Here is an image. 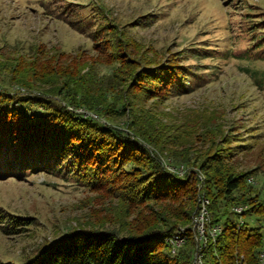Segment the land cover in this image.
I'll return each instance as SVG.
<instances>
[{
    "label": "rangeland",
    "instance_id": "374dc122",
    "mask_svg": "<svg viewBox=\"0 0 264 264\" xmlns=\"http://www.w3.org/2000/svg\"><path fill=\"white\" fill-rule=\"evenodd\" d=\"M91 138L135 161L99 172ZM225 222L260 230L264 264V0H0V264L128 229L204 264Z\"/></svg>",
    "mask_w": 264,
    "mask_h": 264
},
{
    "label": "trees",
    "instance_id": "16d2710c",
    "mask_svg": "<svg viewBox=\"0 0 264 264\" xmlns=\"http://www.w3.org/2000/svg\"><path fill=\"white\" fill-rule=\"evenodd\" d=\"M166 73L168 74L167 71ZM159 83L163 85V89H166L171 82L159 78ZM110 140L113 139L99 138L98 143L91 138L89 144L86 143L81 147L88 155L83 162L88 163L94 159L92 157L99 158V172L103 169L102 166H105L107 172L116 174L120 169L117 166L135 161V154L138 152L135 145L127 141L121 143ZM75 144L74 142L66 144L67 149L73 148ZM104 174L102 172V175ZM138 184L135 183V187ZM175 184L172 180L166 179L165 182L157 184L154 193L165 199L171 197V194L182 193L186 189L185 183L176 184L177 186ZM239 185L238 178L228 177L227 193L236 190ZM128 186H131L130 191L134 192V187ZM132 231L134 230L128 229V234L122 238L109 232L74 231L48 246L37 262L38 264H171L161 251V241L154 239L152 231L147 229ZM261 239L258 228L225 222L221 234L214 241L210 240L206 244L203 262L204 264H235L239 256H242L244 263L256 264V251L261 246Z\"/></svg>",
    "mask_w": 264,
    "mask_h": 264
},
{
    "label": "built area",
    "instance_id": "2783aa9c",
    "mask_svg": "<svg viewBox=\"0 0 264 264\" xmlns=\"http://www.w3.org/2000/svg\"><path fill=\"white\" fill-rule=\"evenodd\" d=\"M257 256H258L257 258H264V250L261 253H259Z\"/></svg>",
    "mask_w": 264,
    "mask_h": 264
},
{
    "label": "bare ground",
    "instance_id": "6f19581e",
    "mask_svg": "<svg viewBox=\"0 0 264 264\" xmlns=\"http://www.w3.org/2000/svg\"><path fill=\"white\" fill-rule=\"evenodd\" d=\"M203 212V211H202ZM204 219V218H203ZM264 258H259V260H263Z\"/></svg>",
    "mask_w": 264,
    "mask_h": 264
}]
</instances>
